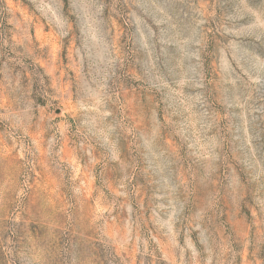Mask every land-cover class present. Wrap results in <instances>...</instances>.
I'll list each match as a JSON object with an SVG mask.
<instances>
[{
	"label": "rangeland",
	"instance_id": "obj_1",
	"mask_svg": "<svg viewBox=\"0 0 264 264\" xmlns=\"http://www.w3.org/2000/svg\"><path fill=\"white\" fill-rule=\"evenodd\" d=\"M0 264H264V0H0Z\"/></svg>",
	"mask_w": 264,
	"mask_h": 264
}]
</instances>
